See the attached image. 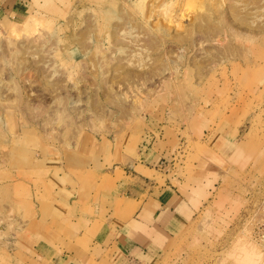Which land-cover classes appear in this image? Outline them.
<instances>
[{
  "label": "rangeland",
  "instance_id": "1",
  "mask_svg": "<svg viewBox=\"0 0 264 264\" xmlns=\"http://www.w3.org/2000/svg\"><path fill=\"white\" fill-rule=\"evenodd\" d=\"M15 1L0 264H97L93 232L170 184L193 212L145 264H264V0Z\"/></svg>",
  "mask_w": 264,
  "mask_h": 264
},
{
  "label": "crops",
  "instance_id": "2",
  "mask_svg": "<svg viewBox=\"0 0 264 264\" xmlns=\"http://www.w3.org/2000/svg\"><path fill=\"white\" fill-rule=\"evenodd\" d=\"M4 4L0 3V14L4 17L11 9L16 11L22 8V4L16 1L11 3L10 7ZM139 188L143 187L138 186L137 193L131 191L138 204L134 213L126 211L123 214L126 220L117 219L121 225L115 228L106 226L96 233L93 232V244L98 246L100 254L90 257L96 260L97 264L102 260H107L108 264H145L148 258L156 257L166 239L173 235L193 212L190 203L174 184L162 187L159 195L153 191V187L148 194L142 193ZM135 202L130 201L129 204ZM73 264L87 263L80 261Z\"/></svg>",
  "mask_w": 264,
  "mask_h": 264
},
{
  "label": "bare ground",
  "instance_id": "3",
  "mask_svg": "<svg viewBox=\"0 0 264 264\" xmlns=\"http://www.w3.org/2000/svg\"><path fill=\"white\" fill-rule=\"evenodd\" d=\"M242 248H243V247H242ZM242 248L239 247V249H242ZM259 251H260V250H259ZM237 252H238V251H237ZM239 252L241 253V252H243V251H240V250H239ZM243 253H244V252H243ZM245 253H246V251H245ZM256 253H257V252H256ZM256 253L253 252V251H252V252H249V251H248V253L245 254V257L242 258V259H240L239 261H241V260L244 259V260H243V261H244L243 263H245V264H255V262L253 263V262H251V261H252L253 255L256 254ZM235 254H237V253L235 252ZM239 255H240V254H239ZM239 255H238V258H240ZM258 257H259V256H258ZM254 259L257 260L256 257L253 258V261H254ZM237 261H238V260H237ZM241 262H242V261H241ZM238 263H239V262H238ZM240 264H241V263H240Z\"/></svg>",
  "mask_w": 264,
  "mask_h": 264
}]
</instances>
